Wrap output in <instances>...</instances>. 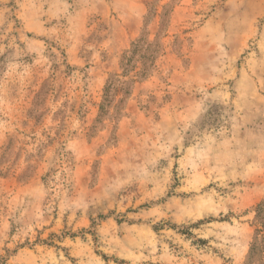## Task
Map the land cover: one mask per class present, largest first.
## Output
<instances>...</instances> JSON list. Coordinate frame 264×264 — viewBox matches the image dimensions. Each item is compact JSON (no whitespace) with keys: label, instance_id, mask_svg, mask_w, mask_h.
<instances>
[{"label":"rangeland","instance_id":"1","mask_svg":"<svg viewBox=\"0 0 264 264\" xmlns=\"http://www.w3.org/2000/svg\"><path fill=\"white\" fill-rule=\"evenodd\" d=\"M0 264H264V0H0Z\"/></svg>","mask_w":264,"mask_h":264}]
</instances>
